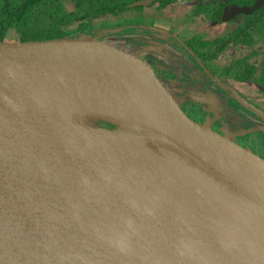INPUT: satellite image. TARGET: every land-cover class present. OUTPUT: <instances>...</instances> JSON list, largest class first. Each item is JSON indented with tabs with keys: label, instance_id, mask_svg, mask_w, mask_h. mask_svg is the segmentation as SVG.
I'll use <instances>...</instances> for the list:
<instances>
[{
	"label": "water",
	"instance_id": "1",
	"mask_svg": "<svg viewBox=\"0 0 264 264\" xmlns=\"http://www.w3.org/2000/svg\"><path fill=\"white\" fill-rule=\"evenodd\" d=\"M263 3L238 0L233 8L248 14ZM37 59L85 61L121 79L162 132L156 147L248 228L226 233L181 216L0 107V264H264V181L237 169L210 135L264 159L189 118L172 90L131 52L86 37L0 42V67Z\"/></svg>",
	"mask_w": 264,
	"mask_h": 264
},
{
	"label": "bare ground",
	"instance_id": "2",
	"mask_svg": "<svg viewBox=\"0 0 264 264\" xmlns=\"http://www.w3.org/2000/svg\"><path fill=\"white\" fill-rule=\"evenodd\" d=\"M0 107L53 133L181 216L226 233L248 228L180 162L156 147L164 137L155 122L121 79L96 65L37 59L1 66ZM97 121L118 128L94 126ZM210 140L237 169L264 181V163L224 139L210 135Z\"/></svg>",
	"mask_w": 264,
	"mask_h": 264
},
{
	"label": "flooded vegetation",
	"instance_id": "3",
	"mask_svg": "<svg viewBox=\"0 0 264 264\" xmlns=\"http://www.w3.org/2000/svg\"><path fill=\"white\" fill-rule=\"evenodd\" d=\"M138 1L147 2L143 6H131ZM138 1L130 4L129 7L144 9L145 15L140 13L144 19L143 23L125 22L126 26L100 29L97 32V40L108 43L107 40H110L109 38L114 35L106 37L102 34L104 31L116 29L124 35L121 38H126V42L129 41V46L134 43V46L141 50L145 49L142 60L150 65L161 81L165 79L167 83L171 84L172 92H175L174 89L178 90L176 93H179V99L174 96L179 107L187 116H192L195 122L203 124L207 113L202 109V104H207L208 112H210L211 109H214L213 99L216 97L219 100L224 96H221L222 93L230 98V91L238 92L240 90L245 98L252 96L256 98L257 96L258 100L264 104V82L261 79V73H264V38L260 40L255 38L252 46L247 48H244L240 39L235 40L238 44L233 42V37L243 31L244 16L255 14L264 7V3L254 12L242 14L235 12L233 8L234 2L238 0ZM223 7L226 9L225 14L228 18L219 21ZM178 15H182L184 20L189 18L191 26L183 28L184 20L182 19L178 20L180 26H176L177 23L172 24L173 17ZM217 29L218 33L215 32ZM125 30H129L131 34L126 35ZM221 45L224 48L217 50ZM258 51L261 55L257 54ZM131 53L138 52L132 51ZM135 55L141 59L140 56ZM150 58L153 61H150ZM174 59H178L180 62L178 67L172 65V68L170 61H174ZM165 60H169L170 67L163 65ZM210 62L213 65V62L218 63L219 66L215 68L220 69L219 73L222 76L213 73L214 69L209 68L208 65ZM244 64L256 67V79L244 80ZM200 78H205V82L201 83ZM182 80L186 82L184 85L180 83ZM228 86L233 88L230 89ZM181 93L193 94L185 100ZM211 116H214V113ZM212 130L227 138L220 131L213 128ZM260 135L261 133L251 134L247 138L248 141H245L246 143L229 137L227 139L242 148L251 149L260 157H264V136Z\"/></svg>",
	"mask_w": 264,
	"mask_h": 264
},
{
	"label": "trees",
	"instance_id": "4",
	"mask_svg": "<svg viewBox=\"0 0 264 264\" xmlns=\"http://www.w3.org/2000/svg\"><path fill=\"white\" fill-rule=\"evenodd\" d=\"M62 1L0 0V42H6L11 33L14 34L13 42L69 40L80 37L97 39L100 29L126 26L125 21L120 22L119 19L131 9L129 5L138 0H70L74 4L72 10L65 9ZM225 13L226 9L223 7L219 21L228 18ZM262 24L264 7L253 15L244 16L243 31L233 37L234 44H238L235 40L240 39L244 48L251 47L253 40L261 37L260 32L256 31ZM222 48L223 45L217 50ZM244 67V80L254 79L256 67L248 64H244ZM261 79L264 82V73H261ZM192 94L181 93L185 100ZM188 117L194 119L192 116ZM247 150L254 153L251 149Z\"/></svg>",
	"mask_w": 264,
	"mask_h": 264
},
{
	"label": "rangeland",
	"instance_id": "5",
	"mask_svg": "<svg viewBox=\"0 0 264 264\" xmlns=\"http://www.w3.org/2000/svg\"><path fill=\"white\" fill-rule=\"evenodd\" d=\"M62 5L64 6L65 9L67 10H72L74 4L70 1V0H63L62 1ZM144 9L139 8V7H133L131 9H129L128 11H126L124 14H122V16L120 17V22L125 21L126 23H132L134 21H137V23H143L144 19L142 16H140V13H143ZM177 15V14H176ZM183 16L182 15H178L176 17H173L174 20H172V24L173 23H177L176 26H180V23H178L179 19H182ZM165 18V17H163ZM185 19L184 20V26L183 28H188L190 25V20ZM116 21V20H115ZM188 23V24H187ZM216 33H218V29L215 31ZM256 32H260L261 37H257L256 40H260L262 38H264V24H262L260 26V28L256 31ZM126 35H130L131 32L129 30H125L124 32ZM108 35H114L111 38H109L110 40H107V44L118 48L120 50H125L128 52H138V53H134L137 54L138 56L142 58L143 57V52L145 49H140L137 46H134L135 44L132 43V46H129V41L126 42V38H121V36H124L122 33L120 34V32H118L116 29H110L107 31H104V33L102 34V36H108ZM13 36L14 34L11 33L8 35L6 42H13ZM142 52V53H139ZM258 55L260 54V51L257 52ZM150 61H153V59H149ZM229 61V60H228ZM171 62V67L176 66L178 67L179 62L178 59H174L170 61ZM186 63V62H185ZM214 65L210 62L209 68H213V73L216 75H221L220 69L215 68L218 65V63L213 62ZM230 65V62L228 63ZM163 65L165 67H170L169 64V60H165V62H163ZM173 68V67H172ZM167 69V68H166ZM173 70V69H172ZM200 82L204 83L205 82V78H200ZM163 83H166L165 79H162ZM182 85H184L186 82L182 80V82H180ZM168 85V84H167ZM166 85V86H167ZM171 85L167 86V88H170ZM231 88V86H228ZM173 88H171L172 90ZM175 93L178 92L177 89H174ZM173 90V91H174ZM238 91V90H236ZM178 93H176V98L179 99V96L177 95ZM243 92H240V90L238 92H232L230 91V98L225 96V94L222 93L221 97L219 100L216 99V97L213 99V106L214 109H211L210 112L208 105L207 104H202V109L207 113V115H205L204 120H203V124L209 128H213L216 129L218 131H220L222 134H224L227 138H231L234 140H241L244 143H246L245 141H248V137L251 134L254 133H258L264 136V104H262L257 96L255 97H248L245 98L243 97ZM255 95V93H254ZM219 98V97H218ZM259 107V108H258ZM258 108V109H257ZM208 113H210V115H208ZM214 113V116H211V114ZM98 121L95 123L94 126H106L109 128H118L114 125L108 124V125H103L101 123H98ZM260 135V136H261Z\"/></svg>",
	"mask_w": 264,
	"mask_h": 264
}]
</instances>
